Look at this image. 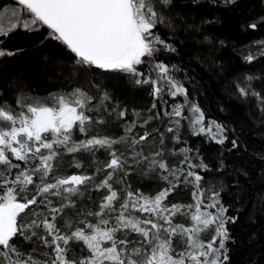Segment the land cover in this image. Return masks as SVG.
<instances>
[{"label":"trees","instance_id":"trees-1","mask_svg":"<svg viewBox=\"0 0 264 264\" xmlns=\"http://www.w3.org/2000/svg\"><path fill=\"white\" fill-rule=\"evenodd\" d=\"M153 4L165 18V23H158L153 31L175 51H166L157 45L160 50L153 57H146V62L138 69L156 78L157 73L151 69L155 63H164L169 67V75L186 90V96L183 93L173 96L175 89L165 81L158 82L163 91L154 96L151 85L135 83L136 79L145 77L120 71L85 69L66 46L46 38L50 31L46 26L32 25V30L23 27L20 19L25 22L29 18L20 15L19 3L0 0V16L16 12L12 18L13 23L17 22L15 27L8 23L0 30V51L5 53L0 56V106L15 112L26 110L17 105L18 99L25 106L37 101L51 106L52 96L69 95L78 90L92 97L83 110L90 122L85 123L84 133L74 126L72 141L125 137V141L113 144L111 148L96 146L91 151L68 152L67 148L54 145L57 155L50 162L53 167L45 183H55L57 178L71 175L91 179L76 186L79 191L70 198L74 206L64 207L62 212L54 214L53 221L50 209L59 208L67 201L50 193L40 195L37 192L40 181L34 177V184L28 185L27 192L19 193L18 199L23 202L25 196L30 199L35 195L38 202L43 203L31 206L21 213V218L29 223L33 219L37 223L47 219L61 235L77 227L84 228L87 223H96L100 218L88 213L95 214L100 211V205L106 203L109 189L98 185L111 173L108 183L119 198L112 207L119 209L128 192L154 198L174 184L176 187L162 205L168 208L180 205L181 208L175 215L169 212L164 215L170 217L174 226L192 228L191 213L195 208L187 206L196 203L192 194L197 191V182L194 177L185 179L191 171L204 177L199 182L204 194L203 203H209L211 194L219 192L220 204L227 208L226 217L235 218V223L229 220L225 225L228 239L224 241L221 259L225 253L228 259L224 264H264V0H170L167 5L153 0ZM251 24L256 27H250ZM248 55L253 57L251 62L246 60ZM240 88L248 95H241ZM105 93L110 99L102 101ZM193 105L203 112L206 129L213 125L223 127L226 137L223 144L216 142L220 134L214 126L215 138L212 133H194L191 124ZM176 107L181 109V116L166 114L173 113ZM121 111L125 113L123 117L119 115ZM129 127L131 132L126 131ZM145 133L149 134L146 140L133 143ZM42 135L50 138V134ZM233 140L237 141L238 147L233 148ZM113 151L117 156L123 153L122 166L115 171L106 167ZM41 154L48 155L49 150L41 149L37 155ZM185 157L197 167L188 168L187 163H182ZM160 161L165 162L170 171L176 170L175 175L161 170ZM16 163L27 170L40 161L30 159L27 164ZM202 163L208 166L207 170L199 167ZM18 171L12 169L9 179ZM11 187L16 188V185ZM62 195L68 196L67 193ZM32 208H36L35 213ZM201 211L215 213L217 209L201 207ZM117 215L118 211L111 212L105 218L114 224ZM131 215L164 223L147 213L131 212ZM81 220L85 224H81ZM68 221H71V227L67 225ZM214 229L212 225L201 232L200 239L210 241ZM25 235L17 240L21 251H27L40 261H49L54 256L52 249L45 247L41 239L45 237L49 242L52 239L42 224L39 228L29 229ZM116 236L127 239L129 249L140 246L143 239L128 229L117 232ZM185 240L186 236L172 237V246L177 253L191 251ZM68 247L72 249L68 253L69 259L89 255L86 248L81 252L82 241H72ZM46 252L48 256L44 255ZM185 264H192V261L186 259Z\"/></svg>","mask_w":264,"mask_h":264},{"label":"snow or ice","instance_id":"snow-or-ice-1","mask_svg":"<svg viewBox=\"0 0 264 264\" xmlns=\"http://www.w3.org/2000/svg\"><path fill=\"white\" fill-rule=\"evenodd\" d=\"M158 2L167 5L170 0H158ZM18 3L31 17L24 23L26 29L32 30V25L46 26L50 30L46 38L66 46L74 54L73 58L77 63L85 69L120 71L131 76L145 77L142 80L136 79L135 83L151 85V94L154 96L163 91V87L158 86L159 81H165L171 89H175L173 96L177 93L187 95L186 90L169 75V67L164 63H155L151 69L157 73L156 78L146 75L137 67L146 62L142 58L153 57V54L160 50L157 45L163 46L166 51H175L172 45L167 44L153 31L158 23L162 25L165 23L164 16L154 7L153 0H18ZM13 15L15 16L16 13L13 12ZM249 26L256 27L255 24ZM7 54L12 55V53ZM2 55L5 53L0 51V56ZM252 59L251 55L246 57L248 62ZM239 91L241 95H248L244 88H240ZM51 99L53 101L51 106L39 101L25 106L18 99L17 105L26 109L19 112L0 106V264H185L186 259L191 260L192 264H224L228 259L226 253L223 254V260L221 259L222 250L225 248L224 241L228 239L225 225L229 220L235 223V218L226 217L227 208L220 204L219 192H213L209 197L210 202L203 203L204 194L200 191L199 182L204 177L191 171L187 173L185 179L194 177L197 182V191L192 194L196 203L187 206L189 209L195 208L191 213V220L194 222L192 228H185L183 225L174 226L170 217L164 215L165 212L175 215L181 208L180 205H172L171 208L162 205V201L172 188L176 187L174 184L172 188L162 190L154 198L128 192L119 209L112 207L113 202L119 198L117 192L113 191L108 183L112 178L111 173L98 185L109 189L110 194L105 197L106 203L101 204L100 211L95 214L88 213L99 217L98 222L85 224L81 220L80 223L85 224L84 228L77 227L74 231L61 235L54 223H49L47 219L40 223L33 219L29 223L21 218V213L31 206L43 203L38 202L35 195L30 199L25 196L23 202L18 199L19 193L27 192L28 185L34 184V177L40 181L37 185V192L40 195L50 193L67 201L59 208L50 209L53 221L54 214L62 212L64 207L74 206L70 198L79 191L76 186L91 179L88 176L71 175L57 178L55 183H45L53 167L50 162L57 155L53 150L54 145L67 148L68 152H77L91 151L96 146L111 148L113 144L125 141V137L119 140L93 137L79 142L72 141L74 126L78 127L81 133L86 131L85 123L90 122V118L83 110L91 103L92 97L77 90L76 93L52 96ZM108 99L110 98L105 93L102 101ZM192 112L191 124L194 133L197 135L212 133L214 126L220 134L216 142L223 144L226 139L223 136V127L213 125L206 129L203 126V112L195 105L192 107ZM166 114L177 117L182 115L179 107L174 108L173 113ZM119 115L123 117L125 113L121 111ZM99 122L103 123V121ZM132 126L134 127V124ZM126 131L131 132V127ZM169 131L172 129L170 128ZM42 134H50V138ZM148 135L145 133L133 143L146 140ZM212 135L215 138L216 133ZM232 146L238 147L236 140L232 141ZM41 149L49 150V154L37 155L41 153ZM110 155L112 159L106 167L114 171L121 168L123 153L117 156L113 151ZM30 159L39 160L40 163L27 170L21 169L20 164L16 163L27 164ZM153 163L157 162L153 161ZM182 163H187L188 168L197 167L188 162L187 157ZM158 166L164 172L175 175L176 170L170 171L165 162H158ZM199 167L207 170L208 166L202 163ZM12 169L19 171L9 179ZM12 184H15L16 188L11 187ZM62 193H67L68 196L65 197ZM47 203L51 204V201L48 200ZM201 207L217 209V211L202 212ZM116 211L119 215L115 217V223L110 224L109 219L105 217ZM32 212L35 213L36 208H32ZM131 212H139L141 215L147 213L149 216L158 217L164 223L160 224L149 218L139 219L132 216ZM66 223L71 227V221ZM41 224L48 236L52 237L50 242L45 237H41L45 247L51 248L54 253L49 261L37 260L27 251H21L17 247V240L21 235H25L29 229L41 227ZM212 225L215 226L212 239L208 242L202 241L199 234L207 231ZM125 229L138 233L143 238L139 242L140 246L129 249L130 242L127 239L117 238L116 233ZM162 232L164 236L161 235ZM32 235L35 233L33 232ZM176 235L186 236L185 243L191 251L176 252L172 246V237ZM25 239H28V236L25 235ZM72 241H82L84 247L81 248V252L83 253L86 248L89 255H82L79 259H69L68 253L72 249L68 246ZM44 255L48 256L49 253L46 252Z\"/></svg>","mask_w":264,"mask_h":264},{"label":"rangeland","instance_id":"rangeland-1","mask_svg":"<svg viewBox=\"0 0 264 264\" xmlns=\"http://www.w3.org/2000/svg\"><path fill=\"white\" fill-rule=\"evenodd\" d=\"M18 9H19V12H20V15H22V16H25V17H28L29 19L31 18L30 17V14H27L26 12H25V10L23 9V6H18L17 7ZM16 13V12H15ZM6 14L7 13H5V15H2V16H0V30H2V29H5L3 26H6L8 23L10 24V23H12V26L11 27H15L17 24V22L16 23H13V16H12V14L11 15H7L6 16ZM20 22H22V24H23V27H24V21H22L21 19H20ZM146 58V57H145ZM145 58H142V59H144L145 60ZM142 65V64H141ZM141 65H138L137 67H139V66H141ZM154 231V230H153ZM163 232L161 233V235L163 236Z\"/></svg>","mask_w":264,"mask_h":264},{"label":"water","instance_id":"water-1","mask_svg":"<svg viewBox=\"0 0 264 264\" xmlns=\"http://www.w3.org/2000/svg\"><path fill=\"white\" fill-rule=\"evenodd\" d=\"M14 1L18 3V0H14Z\"/></svg>","mask_w":264,"mask_h":264}]
</instances>
